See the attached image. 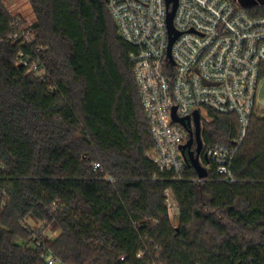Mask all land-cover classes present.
Returning a JSON list of instances; mask_svg holds the SVG:
<instances>
[{
	"label": "trees",
	"instance_id": "1",
	"mask_svg": "<svg viewBox=\"0 0 264 264\" xmlns=\"http://www.w3.org/2000/svg\"><path fill=\"white\" fill-rule=\"evenodd\" d=\"M28 1L49 76L18 65L32 51L11 38L0 0V264H48L39 235L62 264H264V117L252 115L235 183L204 158L207 179L186 164L184 179L170 181L149 158L133 48L107 0ZM247 11L264 16V6ZM208 117L204 156L240 133L237 116Z\"/></svg>",
	"mask_w": 264,
	"mask_h": 264
},
{
	"label": "built area",
	"instance_id": "2",
	"mask_svg": "<svg viewBox=\"0 0 264 264\" xmlns=\"http://www.w3.org/2000/svg\"><path fill=\"white\" fill-rule=\"evenodd\" d=\"M1 1L13 18L11 38L32 51H21L18 65L45 81L49 74L42 56L48 48L35 45L31 4L28 0L18 4ZM107 5L120 37L133 48L129 59L154 141L150 160L170 181L184 179L181 147L188 142L189 131H195V124L191 121L185 128L175 123L173 109L178 118H192L199 111L201 124L209 111L235 115L240 124L238 139L231 146L215 145L206 153L222 180L235 183L232 163L247 136L264 72V16L250 15L239 0H178L173 27L179 37L170 49L175 35L170 34L168 16L173 4L168 6L167 0H107ZM100 168L94 164L95 170ZM166 204L170 218L179 214L170 190ZM36 240L41 259L59 263L40 235Z\"/></svg>",
	"mask_w": 264,
	"mask_h": 264
},
{
	"label": "water",
	"instance_id": "3",
	"mask_svg": "<svg viewBox=\"0 0 264 264\" xmlns=\"http://www.w3.org/2000/svg\"><path fill=\"white\" fill-rule=\"evenodd\" d=\"M168 6L173 4L172 11L169 13L168 16V26L170 30L171 35H175L171 39L170 49L172 45L174 44L175 40L179 37V34L175 33L174 27H173V20L175 17V13L178 7V0H167ZM170 55V52H169ZM173 121L175 123L181 124L183 127L187 128L191 121L195 124V131H189L190 138L188 142L181 147L182 155L184 157V160L186 164L193 167L199 177L200 180H205L209 176V172L207 168L203 164V140H202V126H201V115L199 111H195L193 113V117H187V118H178L176 115V109H173ZM196 146V149L192 151V147ZM204 159L209 162L207 156H204Z\"/></svg>",
	"mask_w": 264,
	"mask_h": 264
},
{
	"label": "rangeland",
	"instance_id": "4",
	"mask_svg": "<svg viewBox=\"0 0 264 264\" xmlns=\"http://www.w3.org/2000/svg\"><path fill=\"white\" fill-rule=\"evenodd\" d=\"M13 1H15L16 4H18L20 0H13ZM28 13H29V11H28ZM28 16H30V15L28 14ZM202 113L204 116H206V113L204 111ZM255 113L262 118L264 117V76L261 78L260 83H259V87H258L257 105H256ZM205 119H207V120H205V122H209L208 116H206ZM203 123L204 122H202V124H201L202 129H203ZM171 220H172L173 225H175V226L178 225L177 216H175V215L172 216ZM42 226H43L42 224H39L37 226L33 225V228L37 231V230L41 229ZM45 233L47 235H49V237L52 239L57 236L56 234H52L49 231H45ZM57 264H62V263L59 262ZM153 264H160V262L158 260H155L153 262Z\"/></svg>",
	"mask_w": 264,
	"mask_h": 264
},
{
	"label": "crops",
	"instance_id": "5",
	"mask_svg": "<svg viewBox=\"0 0 264 264\" xmlns=\"http://www.w3.org/2000/svg\"><path fill=\"white\" fill-rule=\"evenodd\" d=\"M240 4L245 8H251L261 3L264 4V0H239Z\"/></svg>",
	"mask_w": 264,
	"mask_h": 264
},
{
	"label": "flooded vegetation",
	"instance_id": "6",
	"mask_svg": "<svg viewBox=\"0 0 264 264\" xmlns=\"http://www.w3.org/2000/svg\"><path fill=\"white\" fill-rule=\"evenodd\" d=\"M196 149V146L194 145L193 147H192V151H194ZM202 158H204V154L202 153Z\"/></svg>",
	"mask_w": 264,
	"mask_h": 264
}]
</instances>
